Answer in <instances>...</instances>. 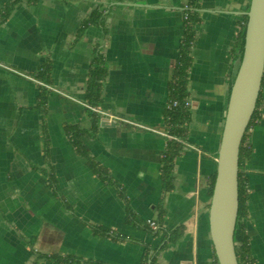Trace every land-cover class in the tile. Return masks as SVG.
<instances>
[{"label":"crops","instance_id":"obj_1","mask_svg":"<svg viewBox=\"0 0 264 264\" xmlns=\"http://www.w3.org/2000/svg\"><path fill=\"white\" fill-rule=\"evenodd\" d=\"M187 1L0 0V17L9 12L0 24V264H54L51 255L144 264L153 253L159 264H214L208 185L251 0H200L187 80L190 122L167 179L165 114ZM95 11L102 22L85 27ZM96 47L107 69L98 113L108 121L82 141L110 183L65 131L92 126L84 100ZM45 63L51 84L40 108L35 74ZM259 96L262 118L248 131L244 164L243 224L254 264H264V77Z\"/></svg>","mask_w":264,"mask_h":264},{"label":"trees","instance_id":"obj_2","mask_svg":"<svg viewBox=\"0 0 264 264\" xmlns=\"http://www.w3.org/2000/svg\"><path fill=\"white\" fill-rule=\"evenodd\" d=\"M184 6H188V20H184V35L181 44V54L174 68L172 80L169 83V108L165 114V122L167 127V134L171 138L167 140V145L163 157L162 172L165 178H169L171 171L174 167L175 159L180 155L184 142L187 136V127L190 122V111L188 108L183 107V102L188 97V71L191 65V49L193 47L195 34L197 31V25L200 20L198 18L197 10L200 6V0H188ZM250 1L247 10H249ZM9 12L5 11L0 18V24L8 18ZM101 14L98 11L91 16L87 21L85 27L90 24H100ZM247 17H244L243 22L240 24V32L238 36V52L240 60L243 55L244 43H245V29H246ZM84 28V27H83ZM82 30V28H81ZM107 75V69L104 57L100 53L98 47L94 49L92 56L91 68L88 72L86 91H85V112L87 113L90 121L91 128L89 130H82L77 126H66L65 131L69 137L74 150L84 158L90 165L92 170L101 177L105 182L110 183V179L107 172L99 167V165L90 157V153L82 141L83 136L95 137L100 127V115L98 113V107L102 102L103 96V82ZM51 67L48 63H45L35 74V80L42 83L40 87V97L38 107L43 108L47 103V93L49 92L51 84ZM260 97V96H259ZM178 102V107H173V103ZM262 118L261 109L259 106V99L255 111L252 115L249 126L246 130L239 154V167H238V215L234 232V246L237 256L238 264H254L251 256L249 236L246 231V227L243 221L247 215V201H248V176L245 171V162L251 157V148L248 149L247 137L249 129L257 124ZM218 159V157H216ZM50 184L53 185L54 181L50 178ZM215 183V173L209 179L208 194L211 198L213 187ZM125 199V198H124ZM127 212L129 216L131 211L127 205ZM95 233H99V230H95ZM110 235V234H109ZM112 235V234H111ZM156 254H147L144 264H159L156 260ZM46 259L54 264H78L79 259L73 256H58L51 255ZM214 264H218L216 256H214Z\"/></svg>","mask_w":264,"mask_h":264},{"label":"water","instance_id":"obj_3","mask_svg":"<svg viewBox=\"0 0 264 264\" xmlns=\"http://www.w3.org/2000/svg\"><path fill=\"white\" fill-rule=\"evenodd\" d=\"M245 43L234 80L218 151L209 208V230L218 264H238L234 232L238 215V167L242 140L264 77V0H251ZM108 120H102L101 125Z\"/></svg>","mask_w":264,"mask_h":264},{"label":"built area","instance_id":"obj_4","mask_svg":"<svg viewBox=\"0 0 264 264\" xmlns=\"http://www.w3.org/2000/svg\"><path fill=\"white\" fill-rule=\"evenodd\" d=\"M190 8L188 7V6H184V20L186 21V20H188V10H189ZM170 106H168V108H169ZM173 107H178V102H174L173 103ZM183 107H185V108H189L190 107V102L188 101V99H186L184 102H183ZM248 144V143H247ZM248 149H250V146H249V144H248ZM147 223H148V226H149V228L152 230V231H158L159 230V225L156 223V222H154V221H152V220H148L147 221Z\"/></svg>","mask_w":264,"mask_h":264}]
</instances>
